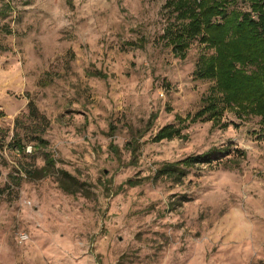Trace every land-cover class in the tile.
<instances>
[{
    "label": "rangeland",
    "instance_id": "obj_1",
    "mask_svg": "<svg viewBox=\"0 0 264 264\" xmlns=\"http://www.w3.org/2000/svg\"><path fill=\"white\" fill-rule=\"evenodd\" d=\"M164 1L0 0V143L21 134L29 101L47 121L45 146L0 148V264H264L259 117L194 75L211 47L194 38L183 57L171 52ZM207 101L211 116L193 120ZM167 124L184 137L152 141ZM138 130L130 160L123 144ZM211 146L220 158L179 182L153 179L161 163ZM43 151L91 193H65L54 174L25 178Z\"/></svg>",
    "mask_w": 264,
    "mask_h": 264
},
{
    "label": "trees",
    "instance_id": "obj_2",
    "mask_svg": "<svg viewBox=\"0 0 264 264\" xmlns=\"http://www.w3.org/2000/svg\"><path fill=\"white\" fill-rule=\"evenodd\" d=\"M229 1L246 3L248 9H229ZM163 6L169 15L174 14V21L179 20L176 23H167L161 34L171 52L183 57L188 42L194 38L211 47L213 54L208 57L204 66L199 65L194 70V75L197 78H213L226 104L235 102L242 105L249 114L259 117L264 136V0H165ZM129 45L140 48L143 39ZM244 65H252L253 69L246 72L242 67ZM93 74L105 77L101 72ZM207 102V105L194 112L191 116L193 120L211 116L213 104ZM26 106L28 121L20 124L21 134L14 133L7 142L0 143V148L5 143L22 156L27 142H33L34 147L46 145L41 132L47 121L31 101ZM180 119L176 116L177 122ZM14 123L15 126L19 125L18 117L14 118ZM136 135L123 144V148L129 151L130 160L134 159L139 148V130ZM172 137L184 136L179 127L167 124L157 130L151 140L159 141ZM117 148V145L109 142L108 149L115 153V156L120 153ZM223 152L224 148L211 146L202 152L163 162L155 169L153 179L166 177L179 182L188 168L196 163H210L220 158ZM54 163L55 159L51 154L43 151L42 164L39 167L23 168L24 177L36 179L54 174L57 185L65 193H91L88 183L64 169L55 167Z\"/></svg>",
    "mask_w": 264,
    "mask_h": 264
},
{
    "label": "built area",
    "instance_id": "obj_3",
    "mask_svg": "<svg viewBox=\"0 0 264 264\" xmlns=\"http://www.w3.org/2000/svg\"><path fill=\"white\" fill-rule=\"evenodd\" d=\"M24 151L26 153L30 152V147L29 146H25ZM25 237H26V235L23 232H19L18 235H17V238L19 240H23V239H25Z\"/></svg>",
    "mask_w": 264,
    "mask_h": 264
}]
</instances>
